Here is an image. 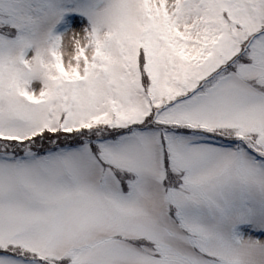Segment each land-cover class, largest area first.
I'll return each instance as SVG.
<instances>
[{
	"label": "snow or ice",
	"instance_id": "1",
	"mask_svg": "<svg viewBox=\"0 0 264 264\" xmlns=\"http://www.w3.org/2000/svg\"><path fill=\"white\" fill-rule=\"evenodd\" d=\"M0 264H264V0H0Z\"/></svg>",
	"mask_w": 264,
	"mask_h": 264
}]
</instances>
